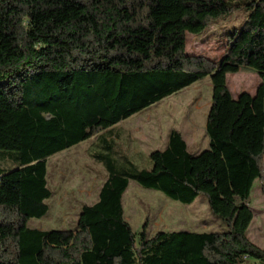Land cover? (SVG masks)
Instances as JSON below:
<instances>
[{"label":"trees","instance_id":"16d2710c","mask_svg":"<svg viewBox=\"0 0 264 264\" xmlns=\"http://www.w3.org/2000/svg\"><path fill=\"white\" fill-rule=\"evenodd\" d=\"M241 10L226 55L264 79V0H0V264H43L52 233L28 223L50 210L47 160L92 138L107 178L82 206L91 247L79 264H264L247 236L263 177L264 84L234 99L220 63L186 52L187 34ZM207 77L209 149L192 155L172 130L140 167L114 129ZM130 181L184 205L203 195L228 230L151 237L146 222L136 234L124 216Z\"/></svg>","mask_w":264,"mask_h":264},{"label":"rangeland","instance_id":"374dc122","mask_svg":"<svg viewBox=\"0 0 264 264\" xmlns=\"http://www.w3.org/2000/svg\"><path fill=\"white\" fill-rule=\"evenodd\" d=\"M246 16L247 13L241 10L216 22L200 36L187 34V54L220 63L234 99L242 93L254 95L259 85L264 84L258 72L230 65L226 55L229 34L241 27ZM211 103L212 84L207 77L122 121L113 134H123L131 157L142 168L151 167L149 154L164 151L172 130L183 135L189 152L195 156L210 146L206 121ZM95 142L92 138L47 160L48 185L53 191V197L47 201L50 210L44 218L28 223L32 229L52 233L41 258L43 264H79L81 253L91 247L88 231L82 227V206L97 202L99 190L107 178L103 166L92 157ZM1 166L7 170L13 167L9 162H1ZM262 171L263 177L255 182L249 199L254 219L247 234L264 250V158ZM123 202L125 219L136 234L142 231L146 222L151 237L161 231L211 233L228 230L212 215L203 195L193 204L184 205L130 181Z\"/></svg>","mask_w":264,"mask_h":264},{"label":"crops","instance_id":"0c3cea01","mask_svg":"<svg viewBox=\"0 0 264 264\" xmlns=\"http://www.w3.org/2000/svg\"><path fill=\"white\" fill-rule=\"evenodd\" d=\"M127 134H126V139H127ZM119 142H121L122 144H123V146H124V149H125V152L130 156V158L135 162V163H137L132 157H131V151H130V149L125 145L126 144V141H124L123 140V134L121 133V136L119 137ZM125 143V144H124ZM168 144H169V140L168 141H166L165 142V144H164V146H165V149L164 150H166L167 149V147H168ZM150 155V154H149ZM148 158H149V156H148ZM138 164V163H137ZM264 196V195H263ZM248 206H249V202H248ZM250 207V206H249ZM253 212V211H252ZM253 219H254V215H253ZM251 226V225H250ZM250 228V227H249ZM248 231H249V229H248ZM248 231H247V233H248ZM247 236H248V234H247ZM249 238V237H248ZM251 241V240H250ZM252 242V241H251ZM253 243V242H252ZM257 246V245H256ZM260 248V247H259ZM245 264H261L259 261H255V260H247L246 261V263Z\"/></svg>","mask_w":264,"mask_h":264}]
</instances>
